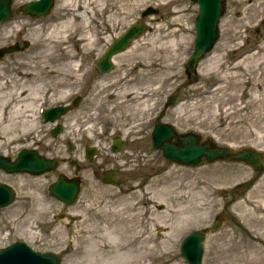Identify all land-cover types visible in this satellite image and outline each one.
I'll use <instances>...</instances> for the list:
<instances>
[{
  "label": "rangeland",
  "instance_id": "rangeland-1",
  "mask_svg": "<svg viewBox=\"0 0 264 264\" xmlns=\"http://www.w3.org/2000/svg\"><path fill=\"white\" fill-rule=\"evenodd\" d=\"M26 1L14 0V8ZM138 1L139 7L123 19L113 11L106 13L107 25L101 24L103 18H93L92 28L102 30L99 41L90 48L73 37L67 44L73 55L62 50L64 45L56 50L60 61L46 58L41 38L47 39L48 29L58 20L56 7L61 0L46 17L15 14L0 24V47L20 48L0 59V86L8 82L0 92V154L15 157L23 148H36L59 160L54 172L38 176L0 172V180L18 191L15 203L0 209V247L24 240L38 250L61 254L62 264H187L180 252L184 236L211 225L228 200L226 192L251 177L252 169L244 163L184 166L152 148L153 119L186 79L185 62L194 49L199 5L193 0ZM150 5L158 13L142 18V10ZM262 15L264 0L227 1L219 41L200 63L197 80L181 91L180 102L167 110L163 121L180 132L193 130L204 139L213 137L221 145L264 151V30H256ZM137 21L147 30L113 57L112 71L100 74L99 58L115 37ZM152 41L153 52L130 50ZM72 56L84 65L78 79L66 76L75 69ZM47 66L59 74L48 75ZM122 72H129L133 82L126 83ZM18 88L25 89L24 100L16 99L4 109L2 95L11 97ZM33 88L39 89L37 97ZM45 88L50 91L42 93ZM78 94L80 105L58 121L65 129L53 137V124L43 122L41 109ZM116 134L123 138L119 156L125 160L110 154ZM69 142L74 146L71 150ZM87 144L98 148L91 161L83 156ZM73 159L83 166V183L78 201L67 206L49 195L48 185L60 172L74 175ZM108 168L117 170L120 183H103L101 173ZM252 192L264 197V180ZM236 208L244 226L263 236V209L255 211L243 203ZM122 209L138 221L134 246L120 255L106 253L110 250L106 245L116 244L107 239L105 228L111 214ZM228 226L226 233L208 235L203 264H264L262 245L235 223Z\"/></svg>",
  "mask_w": 264,
  "mask_h": 264
},
{
  "label": "water",
  "instance_id": "water-1",
  "mask_svg": "<svg viewBox=\"0 0 264 264\" xmlns=\"http://www.w3.org/2000/svg\"><path fill=\"white\" fill-rule=\"evenodd\" d=\"M199 3L200 10L196 17V38L194 51L187 60L188 77L190 80L178 88L175 95L171 97V104H175L178 99V93L181 88L192 83L196 79L197 66L199 62L212 50L213 46L220 37L219 22L225 11L226 0H194ZM13 0H0V22L10 18L13 15ZM54 0H37L21 5L18 11L31 14L33 16L47 15ZM158 9L149 7L142 12L143 16L158 13ZM145 24L134 23L127 31L118 37L98 62L102 72L113 68L112 56L126 49L132 40L138 37L145 30ZM18 50V45H10L0 48V59L5 54ZM78 100L74 101V106ZM71 106H56L44 111L45 122L55 121L61 115L65 114ZM63 131V126L58 124L52 129V135L57 136ZM152 146L155 149H161L163 156L184 164L196 165L212 163L218 160L242 161L255 166L260 171H264V153L253 148L234 149L230 146L217 144L212 138L202 140V136L194 131L179 133L173 124L162 123L156 120L155 128L151 135ZM121 142L116 145L119 149ZM70 143V150L72 149ZM97 153V148H89V157ZM77 165V161L72 162ZM58 166V160L48 158L39 153L36 149H22L13 160L10 157L0 155V169L8 173L28 172L31 174H41L46 171L55 170ZM79 167L77 166L76 173ZM109 176V178H106ZM115 171L105 172L106 182H113ZM81 187L79 177L69 178L64 173H60L58 180L49 186L51 195L57 197L67 204L76 201ZM15 198V190L8 184L0 182V206H5ZM218 225L214 227V230ZM204 234L201 231H195L189 235L182 243L181 251L183 256L190 264H200L202 257V241ZM60 255L54 252H37L23 242H17L9 248L0 250V264H60Z\"/></svg>",
  "mask_w": 264,
  "mask_h": 264
},
{
  "label": "bare ground",
  "instance_id": "bare-ground-1",
  "mask_svg": "<svg viewBox=\"0 0 264 264\" xmlns=\"http://www.w3.org/2000/svg\"><path fill=\"white\" fill-rule=\"evenodd\" d=\"M125 6L128 9H126ZM138 7H139L138 0H61L60 5L56 7L58 20L48 29L49 32H47L48 34L47 39L46 38L43 39V37L41 38L42 42H44L45 46L47 47L46 58L48 60L53 59L55 61L56 60L60 61V55L56 53V50L61 45H64V47H62L64 49L62 50L65 53L73 55L70 53L72 52V49L67 44H69L70 40L74 38H75L74 40L79 41L80 43H85L87 46L92 48V46L99 41L100 39L99 34L102 31L100 30V26H96L95 29L92 28L91 25L94 22L93 18L95 19L97 16L100 19L103 18L104 21H102L101 24L107 25L109 23L106 22V17H107L106 13L108 11L110 12L113 11L116 15L122 16L123 19L124 15H129L130 13H132L133 9H136ZM122 19L120 21H122ZM162 35L163 34H161L160 37H162ZM166 35L169 34H165L163 36ZM118 36L115 37L114 40L118 38ZM154 44L155 42L152 41L151 43H146L139 46L138 45L132 46L130 50L137 51L139 49H145L148 52H153L150 46H153ZM157 48L160 47L158 46ZM120 56L121 54L118 55V57ZM71 58H72V62L70 63L73 66H75V69L73 73L66 74V76L72 75L73 76L72 78L78 79L80 77L79 73L84 65L80 59L75 58L74 56H72ZM116 62H117V58H116ZM45 69H47L48 75L55 73L54 71L58 72L59 74V70L53 69L51 68V66H47ZM34 72H28V73L26 72V74L31 75ZM129 75H130L129 72L121 73V76L123 79L126 80L125 81L126 83L133 82V78H130ZM7 83L8 82H6L3 85L1 84L0 92L5 90ZM104 88L105 86L103 87V89ZM17 91L18 92H14V93L11 92L12 93V94L10 93L11 97L9 95H2L1 98L4 99L2 107L4 109L10 107L12 102L15 101L16 99H18L17 103L24 100L22 99L21 96H24V93L26 92L25 89L18 88ZM49 91H50L49 89L45 88L44 91H42V93H48ZM31 93L34 95V97H37V95L39 94V89L36 90L33 88V90H31ZM136 95L137 94L134 93V96ZM128 96H130V94ZM139 96L140 95H137L138 99ZM35 100L36 98L34 99V101ZM123 103H125V101H123ZM22 107L23 105L19 106L17 109L21 110ZM111 219H112L111 223H109V225L106 226L105 232L106 235L108 236L107 239H111L116 244V246L109 247L108 245H106L104 248H110V250L106 251V253L116 254L118 251L119 253L117 255H120L122 252L124 253L127 249L133 248L136 239L133 236L138 232V230L137 229L134 230V228H137L138 221L135 219L134 215L125 216V211H123V209L112 213ZM179 230H181V228ZM111 240L110 242H112ZM166 241L170 243V239ZM173 242L174 240L171 239V243ZM104 256L108 257L105 254Z\"/></svg>",
  "mask_w": 264,
  "mask_h": 264
},
{
  "label": "flooded vegetation",
  "instance_id": "flooded-vegetation-1",
  "mask_svg": "<svg viewBox=\"0 0 264 264\" xmlns=\"http://www.w3.org/2000/svg\"><path fill=\"white\" fill-rule=\"evenodd\" d=\"M256 30H264V15L259 17ZM97 175H99L98 172ZM263 180L264 172H259L257 169H253L251 177L247 179L246 182L244 181L242 183H239L231 189V192H226L228 200L226 201V203H224L221 212L218 214V220L221 226L219 233H226L229 227L228 223L233 222L236 224V226L240 227L248 236L250 235V239L259 242L264 248V235L260 236L251 233L248 230V227L244 226V224L242 223L240 213L236 208L243 203V206L251 207L255 211L263 209L261 214L264 213V197L252 192V190L258 188L260 184H262ZM211 227L212 226H208L206 228H203V230L207 232Z\"/></svg>",
  "mask_w": 264,
  "mask_h": 264
}]
</instances>
